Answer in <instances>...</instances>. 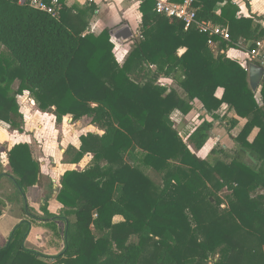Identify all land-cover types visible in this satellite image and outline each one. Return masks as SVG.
Segmentation results:
<instances>
[{
	"label": "trees",
	"instance_id": "16d2710c",
	"mask_svg": "<svg viewBox=\"0 0 264 264\" xmlns=\"http://www.w3.org/2000/svg\"><path fill=\"white\" fill-rule=\"evenodd\" d=\"M155 4L140 2L142 38L120 63L111 29L84 35L86 27L68 24L63 9L53 16L0 0V45L8 52L0 51V121L22 130L18 96L29 92L57 124L71 116L104 127L68 146L67 163L89 154L92 162L61 176L59 214L48 210L49 196L44 217L25 207L28 216L0 247V264H264V78L254 92L246 67L227 54L240 41L251 49L264 39L260 17L240 14L233 0H195L199 20L229 29L224 40L186 30ZM210 41L220 42L218 54ZM195 109L202 122L185 141L173 114ZM215 121L226 122L230 142L202 158L196 151ZM8 158L20 195L42 184L28 143L14 145ZM150 171L161 175L160 184ZM37 220L63 239L58 254L26 246Z\"/></svg>",
	"mask_w": 264,
	"mask_h": 264
},
{
	"label": "crops",
	"instance_id": "0c3cea01",
	"mask_svg": "<svg viewBox=\"0 0 264 264\" xmlns=\"http://www.w3.org/2000/svg\"><path fill=\"white\" fill-rule=\"evenodd\" d=\"M233 1L240 7V14L247 17L251 15L260 17L259 19H256V21L264 27V0ZM62 4V12H64V19L66 22L78 29H84L86 27L84 35L88 33L99 34L105 29H111L112 40L115 43V56L120 63L125 61L127 55L135 46V40L138 35H140L142 22V15L139 10L140 0H62ZM220 9L221 5L218 6V12ZM219 44L220 42L216 41L211 45L216 54L219 52ZM126 48L128 51L125 50ZM248 50L249 43L240 41L236 47L229 48L227 54L238 61L241 59L239 62L243 64L244 60L248 58ZM184 51L185 49H181L180 54ZM161 82L168 86L172 85L170 79H161ZM222 94L223 89H218L217 95L221 97ZM18 101L27 125L30 122L31 117H35L36 121L38 119L37 122H39L43 117L50 116V118L56 122L55 115L43 112L39 110L38 107L39 115L34 113L37 103L33 98L27 100L26 95L23 94L18 96ZM226 110L227 105H224L220 111V115L223 116L226 113ZM194 111L198 112L199 116H202V111L200 109H195ZM64 120H68L69 122L73 119L72 117L69 119L64 117ZM64 120L61 124L62 127H64L66 123ZM244 120L245 119L240 118L241 123H243ZM1 123L7 124L3 121H0V124ZM222 123L224 126L226 122L224 121ZM222 125L220 124V121H215V128L210 134L217 136L222 143L221 145L225 146L228 145L230 139L227 137L228 132L224 130L225 126L223 128ZM91 126L97 128L98 124H92ZM90 132L103 134L104 130L99 128L97 131ZM237 132L238 129H234L232 134L236 135ZM256 132L257 130L254 131L252 137ZM37 134H39V131H37L36 134L28 133L27 128L22 131L0 129V247L9 242V237L14 227L28 216L25 214L26 206L32 214L44 217L45 213L41 206L45 204V200L48 197L47 195H49L50 183L53 182V188L57 190L60 186L59 180L64 172L76 169V166L83 161L82 160L78 164H71L67 163L66 159H64V156L67 157L65 152L69 145L79 147L80 136L77 143H71V141L67 142V148H65L64 145H61L59 147L60 149L48 150L46 145L42 146L37 142ZM20 142H26L30 145L34 158L41 163L43 174L42 184L28 188L26 195L24 196L18 193L11 180L12 170L8 158V151ZM45 152L49 153L48 157L53 164L49 163ZM197 154L200 157L205 158L200 155V150ZM61 207V203L57 200V192L54 190L53 194L49 196L48 210L57 215L60 213ZM44 223L45 222L41 220L33 222L30 234L26 240V246L28 248H37L39 249L36 250L38 252H41L40 249H42L43 254L54 256L62 250L64 247V241L58 237L54 239L53 231L46 227Z\"/></svg>",
	"mask_w": 264,
	"mask_h": 264
},
{
	"label": "rangeland",
	"instance_id": "374dc122",
	"mask_svg": "<svg viewBox=\"0 0 264 264\" xmlns=\"http://www.w3.org/2000/svg\"><path fill=\"white\" fill-rule=\"evenodd\" d=\"M127 50V48L125 49ZM0 51L4 52V53H8L7 50L0 45ZM128 51V50H127ZM245 64V63H244ZM18 82L15 84V88L18 87ZM26 95V99L29 100L30 98H32V95L29 93H24ZM258 95V93H257ZM259 97V96H258ZM35 103V102H34ZM38 105L36 106V108L34 109V113H36V115H39L38 112ZM40 110V109H39ZM199 113L196 111H191V113L185 115L181 112H176L173 114V121L175 124V127L180 131V133L182 134L183 138L185 141H188V136L187 134L198 124H200L202 122V116L198 115ZM66 118H71L70 116ZM64 120V119H63ZM38 121V119H37ZM35 117H31L30 122L28 123V125L25 123V119L22 120L20 122V125L22 130H25V128L28 129V133H32V134H36L37 131H39L38 138H36L37 142L40 145H46L48 150H54V149H60L59 147L61 145H64L65 148H67L68 144L67 142L71 141V143H77L78 142V138L79 136H81L82 134H86L90 131H97V129H101L104 130V127L100 125L97 126V128H95L94 126H91L93 123H91V119L90 118H84L80 121H69L68 120H64L66 121L65 126L62 127V123L61 124H57L54 120H52V118H50V116H46L43 117L42 120H40L39 122H37ZM91 124V125H90ZM62 127V128H61ZM99 127V128H98ZM61 128V130H60ZM0 129H12V130H17V131H22L20 130V127L15 128V127H11L8 124H0ZM34 129V130H33ZM102 133V131H101ZM221 141L218 139L217 136L210 134L208 143H207V147L203 148L202 151L200 150V155L207 158L209 156H211L212 153V149L218 145H221ZM192 149H194L193 147H191ZM47 150V151H48ZM195 150V149H194ZM49 152V151H48ZM45 152V154L47 155V160L49 161L50 164H53L52 161H50L49 153ZM60 152V151H59ZM197 153L199 151H196ZM92 155L89 154L87 155L83 161L78 164L76 167L77 168H86L87 166L90 165V163L92 162ZM64 159H67V157L64 156ZM63 159V160H64ZM150 176L153 178V180L157 183L160 184L162 182L161 180V175L154 172V171H150ZM56 191V189H51L49 191V195L47 196H51L53 194V191ZM228 192L227 189H224L222 191L221 195H225ZM223 207H225V204L222 205ZM118 219H122V218H116V221H118ZM60 225H64L63 222H60ZM50 229V228H49ZM54 239L56 238V236H53ZM30 248V247H29ZM34 249V248H31ZM34 250H39L37 248H35ZM42 253V249H40Z\"/></svg>",
	"mask_w": 264,
	"mask_h": 264
},
{
	"label": "built area",
	"instance_id": "2783aa9c",
	"mask_svg": "<svg viewBox=\"0 0 264 264\" xmlns=\"http://www.w3.org/2000/svg\"><path fill=\"white\" fill-rule=\"evenodd\" d=\"M19 4H29L35 9L46 11L53 16H58L62 9V0H14ZM143 0H140V2ZM155 11L161 15L176 18L184 23L185 29L192 27L198 28L201 32L210 35H218L224 40H230V32L228 28L222 26H214L210 22L201 21L197 17V8L195 7V0H184L182 3H175L170 0H155ZM137 38H142L138 35ZM211 45L214 41H210ZM241 59H239L240 61ZM257 63L264 66V39L256 43V45L248 50V58L244 60L243 64L248 70L249 64Z\"/></svg>",
	"mask_w": 264,
	"mask_h": 264
},
{
	"label": "water",
	"instance_id": "95a60500",
	"mask_svg": "<svg viewBox=\"0 0 264 264\" xmlns=\"http://www.w3.org/2000/svg\"><path fill=\"white\" fill-rule=\"evenodd\" d=\"M248 74L250 86L254 92H257L264 78V66L251 62L248 66Z\"/></svg>",
	"mask_w": 264,
	"mask_h": 264
}]
</instances>
